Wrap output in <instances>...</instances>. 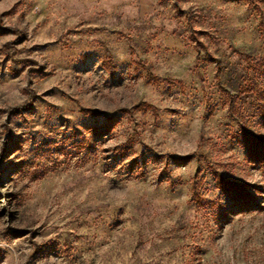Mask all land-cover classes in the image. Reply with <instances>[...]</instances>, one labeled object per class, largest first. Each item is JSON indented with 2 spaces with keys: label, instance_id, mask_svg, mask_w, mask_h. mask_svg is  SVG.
Returning <instances> with one entry per match:
<instances>
[{
  "label": "rangeland",
  "instance_id": "1",
  "mask_svg": "<svg viewBox=\"0 0 264 264\" xmlns=\"http://www.w3.org/2000/svg\"><path fill=\"white\" fill-rule=\"evenodd\" d=\"M259 63L264 0H0V264H264Z\"/></svg>",
  "mask_w": 264,
  "mask_h": 264
},
{
  "label": "trees",
  "instance_id": "2",
  "mask_svg": "<svg viewBox=\"0 0 264 264\" xmlns=\"http://www.w3.org/2000/svg\"><path fill=\"white\" fill-rule=\"evenodd\" d=\"M257 65L260 70H264V63H259ZM246 91H249V93H254L256 95V99L258 101V103H256V109L261 115L264 116V95L255 92L253 88L247 89ZM86 113L90 115L96 114L94 111H88ZM109 127H111V120L100 125L98 128H100L101 133H105L107 131L106 129ZM242 142L245 144V148L247 149L249 156H251V160L264 167V141L250 134L248 131L243 130ZM189 159V156L174 158L173 162L177 165H182L188 162ZM216 184L218 185L219 190L222 193L226 194L231 202V205H233L236 209L241 210L251 206V199L248 193L241 187V185L232 182H225L219 178H216ZM195 201H197L198 203L199 199L197 200L196 197Z\"/></svg>",
  "mask_w": 264,
  "mask_h": 264
}]
</instances>
